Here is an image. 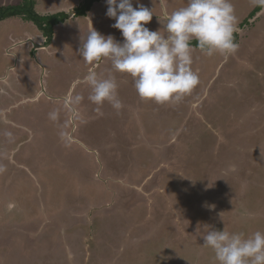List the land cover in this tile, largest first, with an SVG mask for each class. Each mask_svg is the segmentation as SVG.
<instances>
[{
    "label": "rangeland",
    "instance_id": "rangeland-1",
    "mask_svg": "<svg viewBox=\"0 0 264 264\" xmlns=\"http://www.w3.org/2000/svg\"><path fill=\"white\" fill-rule=\"evenodd\" d=\"M80 1L0 0L12 15L0 21V264H216L208 229L264 231V10L231 0L238 49L193 45L199 83L176 103L142 100L131 76L99 62L118 83L117 111L77 83L91 68L79 48L91 26L124 38L106 0L75 15ZM132 2L165 35L162 9L187 4ZM52 14L62 21L48 45L36 21Z\"/></svg>",
    "mask_w": 264,
    "mask_h": 264
},
{
    "label": "clouds",
    "instance_id": "clouds-1",
    "mask_svg": "<svg viewBox=\"0 0 264 264\" xmlns=\"http://www.w3.org/2000/svg\"><path fill=\"white\" fill-rule=\"evenodd\" d=\"M83 1L71 12L86 15L89 9L85 14L76 11ZM106 3V15L115 18L112 26L121 30L123 42L91 26L79 48L91 68L77 83L90 87L88 99L96 105L108 102L117 111L123 107L115 77L95 70L102 60L110 61L114 71L131 76L142 100L163 105L181 101L199 83L198 72L191 67L192 41H197L198 48L208 56L219 53L227 57L239 47L235 41L238 21L231 0H187L186 6L172 12L163 8L166 35L145 26L155 14L152 9L133 7L132 0ZM252 5L264 10V0H252ZM80 99L76 97L77 102ZM235 167L231 165L230 169L235 171ZM202 236L216 264H264V231L245 234L208 229Z\"/></svg>",
    "mask_w": 264,
    "mask_h": 264
},
{
    "label": "trees",
    "instance_id": "trees-1",
    "mask_svg": "<svg viewBox=\"0 0 264 264\" xmlns=\"http://www.w3.org/2000/svg\"><path fill=\"white\" fill-rule=\"evenodd\" d=\"M94 1H98V0H84L83 3L79 6L78 8V13L79 14H85L86 13V10L90 9L92 4L94 3ZM31 13L33 12H30V15ZM60 13L61 15H64L62 12H57L56 14ZM12 14L13 15H21L23 18H25L26 20H31L29 19L30 18V15H28L29 18H26L24 17L25 16V12H23V10H17V9H14L12 10ZM37 15V14H36ZM53 15L55 14H52V18L48 19V20H44L43 22H38L36 21L37 25H40L41 30L44 34H47V41H49L52 37V33H53V26L56 24V23H59L60 21H62L61 17L58 19V18H54ZM7 16H12V15H9V14H6V13H2L0 11V21L3 20L4 18H6ZM33 17V15H31ZM34 19V18H33ZM192 44L195 45L197 48V41H192Z\"/></svg>",
    "mask_w": 264,
    "mask_h": 264
},
{
    "label": "crops",
    "instance_id": "crops-1",
    "mask_svg": "<svg viewBox=\"0 0 264 264\" xmlns=\"http://www.w3.org/2000/svg\"><path fill=\"white\" fill-rule=\"evenodd\" d=\"M88 11H90V9L88 10ZM87 18H88V20H90L91 21V19L89 18V16H86ZM91 23V22H90ZM41 32V31H40ZM41 37H44L43 36V34H41ZM52 40V39H51ZM54 40V39H53ZM52 42V41H51ZM38 43H36V45H37ZM48 45L50 44V41L47 43ZM38 45H40V44H38ZM42 48V47H41ZM35 49V48H34ZM42 49H44L45 51H47V49H45V48H42ZM38 50H41V49H38ZM38 50H36L37 52H36V56L38 57V59L37 60H35V61H33V64L34 65H38V66H40L41 64H42V61L40 60V57L42 56V54H41V51H38ZM9 69H11V67H9L8 68V70ZM15 73H18V71H20V72H22V68H19V69H15ZM43 71H44V68H43ZM30 74V73H29ZM28 74V75H29ZM25 75L23 74V77H24ZM23 77L21 78V79H23ZM19 80V79H18ZM43 85V84H42ZM45 87H47V89L49 90V86H48V83H47V85L46 86H42V89H44L45 90ZM36 88V89H35ZM21 89V88H20ZM33 90H38V87H34L33 88ZM19 92V91H18ZM18 92H16V93H13V94H10V93H7L6 95H7V97H12L13 98V96H16L17 94H18ZM40 94H37L35 97H34V99L36 100V98L39 96ZM30 100L32 101L33 100V98H30ZM37 101V100H36ZM35 101V102H36ZM34 102V103H35ZM22 103H26V100H25V98H24V100H21V102H19V104H17V101H14L12 104H10V105H8L9 106V108L8 109H10L11 110V108H14V111H16V109H17V107H19L20 106V104L21 105H23ZM7 106V107H8ZM6 107V106H5ZM5 111H6V109L5 108H2L1 110H0V114L2 115V114H4L5 113ZM13 111V112H14ZM2 117H3V115H2Z\"/></svg>",
    "mask_w": 264,
    "mask_h": 264
}]
</instances>
